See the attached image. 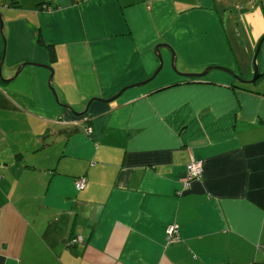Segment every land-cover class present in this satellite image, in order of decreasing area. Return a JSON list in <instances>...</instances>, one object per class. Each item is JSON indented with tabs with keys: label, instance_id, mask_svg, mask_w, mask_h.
Listing matches in <instances>:
<instances>
[{
	"label": "crops",
	"instance_id": "crops-1",
	"mask_svg": "<svg viewBox=\"0 0 264 264\" xmlns=\"http://www.w3.org/2000/svg\"><path fill=\"white\" fill-rule=\"evenodd\" d=\"M0 21V264H264V0H0ZM157 44L211 68L160 45L149 79Z\"/></svg>",
	"mask_w": 264,
	"mask_h": 264
},
{
	"label": "water",
	"instance_id": "water-1",
	"mask_svg": "<svg viewBox=\"0 0 264 264\" xmlns=\"http://www.w3.org/2000/svg\"><path fill=\"white\" fill-rule=\"evenodd\" d=\"M0 23H1V21H0ZM263 38H264V36H262V38L258 41V43H257V45H256V47H255V53L257 52L258 47H259V45H260V42H261V40H262ZM160 45L169 48V50H170V54H171V57H172V58H171V60H172L171 67H172L173 71H175L176 73H178V74H180V75H183V76H185V77H200V76L204 75L206 72H208V71L210 70V68H211V67H209V66H206V67H204L200 72H195V73H192V72H179V71L175 68V65H174V61H173V58H174V52H173V50H172L169 46H167L166 44H157V45H155V47L153 48V52L156 54V57H157V59H158V64H157L156 68L153 70V72H152L151 76L149 77V79H150L153 75H155V74L159 71V69L161 68V60H160V56H159V54H158V52H157L158 47H159ZM24 64H27V63H25V62L20 63V64L16 67V69H15V71H14V74H13V77L18 73L19 69H20ZM47 68L49 69V75H48V78H47V84H48V86H50L49 82H50V80H51V68H50L49 66H48ZM225 70H226L227 72L231 73L229 70H227V69H225ZM231 74H232V73H231ZM232 75H233V77H234L238 82H241V83H251V82H253L254 79L257 77V70H256V68H255V65H253V74H252V77H251L249 80H242V79L239 78L237 75H235V74H232ZM9 80H10V78H8V79H3V78L1 77V75H0V81H1V82H7V81H9ZM140 83H141V82H140ZM142 83H143V82H142ZM133 85H137V84H133ZM51 90H52V89H51ZM52 93H53V92H52ZM119 93H120V91L116 92L114 95H112L111 97L106 98V99L90 98V99L87 100V102L85 103L84 107H83L82 110H80V111H74V110H72L68 105H63V106H64L65 108L69 109V111H70L74 116H80V115H82V114L87 110L88 105H89L92 101H94V100H98V101H101V102H108V101H111L112 99H114ZM53 95H54V94H53ZM54 97H55V95H54ZM55 99H56V98H55Z\"/></svg>",
	"mask_w": 264,
	"mask_h": 264
},
{
	"label": "built area",
	"instance_id": "built-area-1",
	"mask_svg": "<svg viewBox=\"0 0 264 264\" xmlns=\"http://www.w3.org/2000/svg\"><path fill=\"white\" fill-rule=\"evenodd\" d=\"M86 131L89 132V129H86ZM201 175H202V161L190 156L189 161L185 165L184 177L181 182L182 189H185L190 181L199 178ZM84 184H85V180L83 177H78L73 180V186L75 190H81L84 187ZM165 231H166L165 238L167 243L175 242L176 240H178V232L175 226L173 225L167 226ZM81 241H82L81 236L77 235L76 237L69 240L67 242V245H73Z\"/></svg>",
	"mask_w": 264,
	"mask_h": 264
},
{
	"label": "trees",
	"instance_id": "trees-1",
	"mask_svg": "<svg viewBox=\"0 0 264 264\" xmlns=\"http://www.w3.org/2000/svg\"><path fill=\"white\" fill-rule=\"evenodd\" d=\"M43 5H44L43 3H39L37 6L38 7H44V9H50L49 6L45 5L46 6L45 7ZM36 43H41V40H40V37H39V33L37 34ZM48 52H49L50 60L52 61L54 59V53H53L52 48L48 47ZM247 86H249V85H247V84H244V85H241V86L232 85V87H240V88H243V89H246ZM249 91H251V90H249Z\"/></svg>",
	"mask_w": 264,
	"mask_h": 264
},
{
	"label": "rangeland",
	"instance_id": "rangeland-1",
	"mask_svg": "<svg viewBox=\"0 0 264 264\" xmlns=\"http://www.w3.org/2000/svg\"><path fill=\"white\" fill-rule=\"evenodd\" d=\"M45 5H46V4H44L43 6H45ZM45 7H46V6H45ZM202 69H203V68H201V70H202ZM201 70H200V71H201ZM251 77H252V75H251ZM254 80H255V79H254ZM248 85H249V86H253V85H255V84H254V81H253L251 84L248 83ZM67 242H68V241H67Z\"/></svg>",
	"mask_w": 264,
	"mask_h": 264
},
{
	"label": "flooded vegetation",
	"instance_id": "flooded-vegetation-1",
	"mask_svg": "<svg viewBox=\"0 0 264 264\" xmlns=\"http://www.w3.org/2000/svg\"><path fill=\"white\" fill-rule=\"evenodd\" d=\"M85 112H86V111H85ZM85 112H84V113H85ZM84 113H83V114H84ZM83 114H82V115H83ZM80 116H81V115H80ZM77 117H78V116H77Z\"/></svg>",
	"mask_w": 264,
	"mask_h": 264
}]
</instances>
